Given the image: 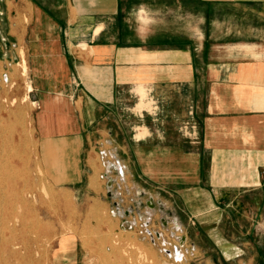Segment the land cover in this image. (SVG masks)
<instances>
[{"label": "crops", "instance_id": "1", "mask_svg": "<svg viewBox=\"0 0 264 264\" xmlns=\"http://www.w3.org/2000/svg\"><path fill=\"white\" fill-rule=\"evenodd\" d=\"M6 3L5 31L28 57L41 156L65 167L71 157L79 183L82 158L94 174L106 149L120 160L127 207L215 239L197 244L213 256L200 264L264 261L252 239L264 236V0ZM131 108L127 133L120 112ZM50 143L62 150L46 154Z\"/></svg>", "mask_w": 264, "mask_h": 264}, {"label": "rangeland", "instance_id": "2", "mask_svg": "<svg viewBox=\"0 0 264 264\" xmlns=\"http://www.w3.org/2000/svg\"><path fill=\"white\" fill-rule=\"evenodd\" d=\"M6 7V0H0V31L5 32V39L0 35V264H200L202 259L213 260L200 255L197 244L213 247L214 238L184 236L175 222L149 223L148 216L137 211L138 204L133 211L127 207L132 201L119 175V159L106 149H99L95 157L98 171L94 174L82 158L79 183L74 181L78 175L69 163L71 157L64 158L69 164L65 167L62 158L51 156L62 150L61 145L50 143L45 152L51 157L41 156L44 148L35 137L29 69L22 75L24 59L29 67L28 57L5 31ZM197 15V3L192 2V17ZM26 16L28 12L21 21ZM145 104L142 101L138 108ZM133 112V108L120 112L127 133L133 127ZM152 207L144 204L142 209ZM252 239L256 248L264 245V236ZM17 248L22 253L14 257Z\"/></svg>", "mask_w": 264, "mask_h": 264}, {"label": "bare ground", "instance_id": "3", "mask_svg": "<svg viewBox=\"0 0 264 264\" xmlns=\"http://www.w3.org/2000/svg\"><path fill=\"white\" fill-rule=\"evenodd\" d=\"M10 3V2H9ZM10 5H11V3H10ZM11 15V14H10ZM26 18V17H25ZM25 21V20H24ZM26 22V21H25ZM18 24V23H17ZM11 26V25H10ZM14 27V26H13ZM20 29V28H19ZM21 32V31H20ZM28 69H29V67H28V65H27V61H26V59H24V63H23V66H22V75L23 76H26L27 75V73H28ZM32 89V86H31V84H29L28 85V91H30ZM141 103V102H140ZM139 104V103H138ZM141 105V104H140ZM143 105V104H142ZM146 105V104H145ZM144 105V106H145ZM139 106V105H138ZM141 107V106H140ZM139 107V108H140ZM10 133V132H9ZM140 133V132H139ZM7 142V141H6ZM15 152V151H14ZM22 179V178H21ZM1 193V192H0ZM1 200V199H0ZM20 253H22L21 252V249L20 248H17V249H14L13 250V256L14 257H18V256H20ZM112 254V253H111ZM110 254V255H111ZM179 253L177 252V256H180V254L178 255ZM118 262V261H117Z\"/></svg>", "mask_w": 264, "mask_h": 264}, {"label": "built area", "instance_id": "4", "mask_svg": "<svg viewBox=\"0 0 264 264\" xmlns=\"http://www.w3.org/2000/svg\"><path fill=\"white\" fill-rule=\"evenodd\" d=\"M116 163H118V162H116ZM119 164V163H118ZM112 166V165H111ZM111 166H109V168H111ZM122 168V167H121ZM121 168H120V166H118V169H119V173L122 175L123 173H122V171H121ZM126 212V214H130V211L129 210H126L125 211ZM127 212H129V213H127ZM183 240V239H182ZM183 242H184V240H183ZM176 249H178V248H176ZM177 251V250H176Z\"/></svg>", "mask_w": 264, "mask_h": 264}, {"label": "water", "instance_id": "5", "mask_svg": "<svg viewBox=\"0 0 264 264\" xmlns=\"http://www.w3.org/2000/svg\"><path fill=\"white\" fill-rule=\"evenodd\" d=\"M109 186H111V184L109 183ZM111 194V193H110ZM148 206H153V205H151L150 203H148ZM127 213H129V212H127ZM181 244H183V240L181 241ZM176 250H178V249H176Z\"/></svg>", "mask_w": 264, "mask_h": 264}]
</instances>
